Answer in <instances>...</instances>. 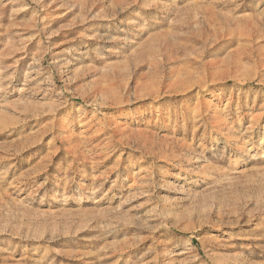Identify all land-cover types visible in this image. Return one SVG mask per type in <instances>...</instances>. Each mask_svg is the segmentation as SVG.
I'll return each instance as SVG.
<instances>
[{
    "label": "rangeland",
    "instance_id": "374dc122",
    "mask_svg": "<svg viewBox=\"0 0 264 264\" xmlns=\"http://www.w3.org/2000/svg\"><path fill=\"white\" fill-rule=\"evenodd\" d=\"M0 264H264V0H0Z\"/></svg>",
    "mask_w": 264,
    "mask_h": 264
},
{
    "label": "bare ground",
    "instance_id": "6f19581e",
    "mask_svg": "<svg viewBox=\"0 0 264 264\" xmlns=\"http://www.w3.org/2000/svg\"><path fill=\"white\" fill-rule=\"evenodd\" d=\"M218 121H220V120H218Z\"/></svg>",
    "mask_w": 264,
    "mask_h": 264
}]
</instances>
